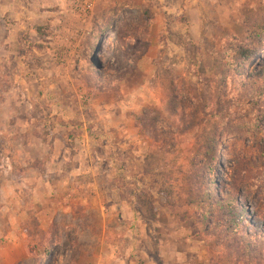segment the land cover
<instances>
[{
    "label": "rangeland",
    "instance_id": "374dc122",
    "mask_svg": "<svg viewBox=\"0 0 264 264\" xmlns=\"http://www.w3.org/2000/svg\"><path fill=\"white\" fill-rule=\"evenodd\" d=\"M84 2L0 9V264H264V0Z\"/></svg>",
    "mask_w": 264,
    "mask_h": 264
},
{
    "label": "crops",
    "instance_id": "0c3cea01",
    "mask_svg": "<svg viewBox=\"0 0 264 264\" xmlns=\"http://www.w3.org/2000/svg\"><path fill=\"white\" fill-rule=\"evenodd\" d=\"M6 1L7 0H0V9L2 8V9H6ZM41 1H43V0H41ZM54 1H58V0H54ZM59 2H60V0H59ZM59 5V3L57 2V5L56 6H58ZM4 13H5V11H4ZM86 143H87V141H86ZM77 169V170H76ZM73 170L76 172V177H78L79 175V173L77 174V172H79L80 170H79V167L78 166H75L74 168H73ZM74 198V197H73ZM110 203H111V201H110ZM112 203L113 204H115V202H114V200H112ZM76 206H78L77 205V203H75V202H71L70 203V206L69 207H76ZM104 258L107 260V258H106V256H104ZM99 264H103V263H99Z\"/></svg>",
    "mask_w": 264,
    "mask_h": 264
},
{
    "label": "trees",
    "instance_id": "16d2710c",
    "mask_svg": "<svg viewBox=\"0 0 264 264\" xmlns=\"http://www.w3.org/2000/svg\"><path fill=\"white\" fill-rule=\"evenodd\" d=\"M94 65V64H93ZM123 76H125V75H123ZM212 185H215V182L212 184ZM232 197H230L229 199H228V203L229 204H231L232 206L233 205H236V202L234 201L235 199V197H240V198H243L242 197V195H241V193L239 192V191H237V190H234L233 192H232ZM244 201V200H243ZM242 216H244V215H242Z\"/></svg>",
    "mask_w": 264,
    "mask_h": 264
},
{
    "label": "built area",
    "instance_id": "2783aa9c",
    "mask_svg": "<svg viewBox=\"0 0 264 264\" xmlns=\"http://www.w3.org/2000/svg\"><path fill=\"white\" fill-rule=\"evenodd\" d=\"M85 2H84V6H87V8L84 10L83 9V7L80 5V7L79 8H81V9H83L84 11H86V10H88L90 7V5H89V0H84Z\"/></svg>",
    "mask_w": 264,
    "mask_h": 264
}]
</instances>
